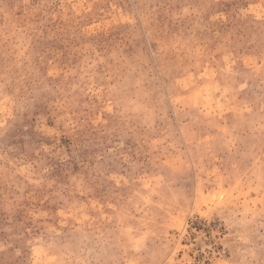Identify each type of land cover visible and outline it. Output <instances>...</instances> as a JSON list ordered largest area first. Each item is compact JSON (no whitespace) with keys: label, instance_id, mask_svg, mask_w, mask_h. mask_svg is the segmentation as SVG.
I'll use <instances>...</instances> for the list:
<instances>
[{"label":"rangeland","instance_id":"obj_1","mask_svg":"<svg viewBox=\"0 0 264 264\" xmlns=\"http://www.w3.org/2000/svg\"><path fill=\"white\" fill-rule=\"evenodd\" d=\"M0 264H264V0H0Z\"/></svg>","mask_w":264,"mask_h":264}]
</instances>
